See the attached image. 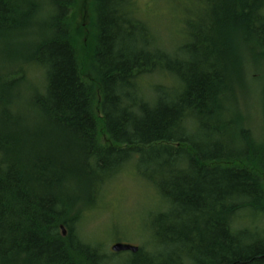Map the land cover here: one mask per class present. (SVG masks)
I'll list each match as a JSON object with an SVG mask.
<instances>
[{
  "label": "trees",
  "instance_id": "16d2710c",
  "mask_svg": "<svg viewBox=\"0 0 264 264\" xmlns=\"http://www.w3.org/2000/svg\"><path fill=\"white\" fill-rule=\"evenodd\" d=\"M133 5L0 0V264H264V137L239 111L264 0H196L172 51ZM130 166L166 208L149 246L103 251L78 227Z\"/></svg>",
  "mask_w": 264,
  "mask_h": 264
},
{
  "label": "rangeland",
  "instance_id": "374dc122",
  "mask_svg": "<svg viewBox=\"0 0 264 264\" xmlns=\"http://www.w3.org/2000/svg\"><path fill=\"white\" fill-rule=\"evenodd\" d=\"M195 2L196 0H134L133 9L136 10L137 18L148 24L159 44L172 51L183 40V23L196 12ZM82 11L84 12V8L79 9L81 17ZM157 77H150L147 86ZM246 83V93L240 95L239 111L245 119V128L251 130L257 140H263L264 83L262 71L253 67V63L246 66ZM164 208L166 204L159 198L156 190L138 178L135 169L130 166L115 175L103 188L97 204L85 211L78 227L79 236L87 243L101 245L103 251L108 252L118 243L136 247L149 246L146 245L149 239L148 217ZM251 219L247 213H242L237 218V224L248 225ZM249 226H253L252 223Z\"/></svg>",
  "mask_w": 264,
  "mask_h": 264
},
{
  "label": "water",
  "instance_id": "95a60500",
  "mask_svg": "<svg viewBox=\"0 0 264 264\" xmlns=\"http://www.w3.org/2000/svg\"><path fill=\"white\" fill-rule=\"evenodd\" d=\"M65 234V233H64ZM112 252L119 254L123 252L137 253L139 248L130 244L118 243L112 246Z\"/></svg>",
  "mask_w": 264,
  "mask_h": 264
},
{
  "label": "bare ground",
  "instance_id": "6f19581e",
  "mask_svg": "<svg viewBox=\"0 0 264 264\" xmlns=\"http://www.w3.org/2000/svg\"><path fill=\"white\" fill-rule=\"evenodd\" d=\"M141 19V18H140Z\"/></svg>",
  "mask_w": 264,
  "mask_h": 264
}]
</instances>
